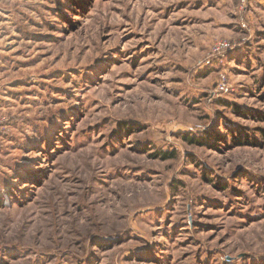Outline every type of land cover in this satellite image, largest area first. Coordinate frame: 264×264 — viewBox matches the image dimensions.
<instances>
[{
  "label": "rangeland",
  "instance_id": "rangeland-1",
  "mask_svg": "<svg viewBox=\"0 0 264 264\" xmlns=\"http://www.w3.org/2000/svg\"><path fill=\"white\" fill-rule=\"evenodd\" d=\"M0 264H264V0H0Z\"/></svg>",
  "mask_w": 264,
  "mask_h": 264
},
{
  "label": "built area",
  "instance_id": "built-area-1",
  "mask_svg": "<svg viewBox=\"0 0 264 264\" xmlns=\"http://www.w3.org/2000/svg\"><path fill=\"white\" fill-rule=\"evenodd\" d=\"M226 45H228V44L223 45V47H225Z\"/></svg>",
  "mask_w": 264,
  "mask_h": 264
}]
</instances>
